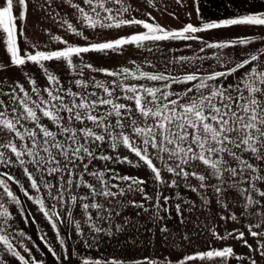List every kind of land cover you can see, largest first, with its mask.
Returning a JSON list of instances; mask_svg holds the SVG:
<instances>
[{"label": "snow or ice", "instance_id": "6c2138e0", "mask_svg": "<svg viewBox=\"0 0 264 264\" xmlns=\"http://www.w3.org/2000/svg\"><path fill=\"white\" fill-rule=\"evenodd\" d=\"M176 3L0 0V264H264V0Z\"/></svg>", "mask_w": 264, "mask_h": 264}, {"label": "crops", "instance_id": "0c3cea01", "mask_svg": "<svg viewBox=\"0 0 264 264\" xmlns=\"http://www.w3.org/2000/svg\"><path fill=\"white\" fill-rule=\"evenodd\" d=\"M244 0H233V7H228V2L227 0H202V11L204 15L207 18H218L221 16H227L230 14H233L236 11V6H239L241 3H243ZM261 0H255L256 4H259ZM161 4L166 5L168 8V11H176L179 13L180 19L181 20H186L187 17L184 15L185 11L187 9L180 8L179 5H177L176 0H161ZM151 10V9H149ZM154 15L157 16V18L162 22V23H167L172 26H177L179 25L180 21L173 18L172 16L168 15L167 12L161 13L159 12H153ZM139 15V13H138ZM39 19V14H33L30 16V22L33 25V27L29 28V35L32 36L34 39H39L40 41H45L47 38L46 36L40 32L39 28L35 27L36 21ZM193 22L196 21L195 15L192 17ZM43 23V21H41ZM48 26V25H45ZM228 31L229 30H209L206 35H210L213 38L216 37H223L227 38L228 36ZM232 34H249L250 29L244 27V26H233L232 29L230 30ZM186 51V50H181ZM2 54V53H0ZM181 54V52H178L177 55ZM121 58L117 57L116 60H119ZM108 63H112L114 61L108 60Z\"/></svg>", "mask_w": 264, "mask_h": 264}, {"label": "rangeland", "instance_id": "374dc122", "mask_svg": "<svg viewBox=\"0 0 264 264\" xmlns=\"http://www.w3.org/2000/svg\"><path fill=\"white\" fill-rule=\"evenodd\" d=\"M24 227L29 228L30 231L32 228H34V226H28V225H24ZM142 239L144 240L143 245H140L139 242H137V245L134 247L130 246L124 249H120L115 244H112V245H109L107 248L102 249V251L106 252L109 255H126V256H132V257H139L143 255L151 256V255H166L167 254L168 249L162 248L158 240H157L156 246L153 247L148 235H145L144 237H142ZM228 243H233V241H228ZM237 250L246 251V249L240 246L237 247ZM73 264H76L75 258H73Z\"/></svg>", "mask_w": 264, "mask_h": 264}]
</instances>
